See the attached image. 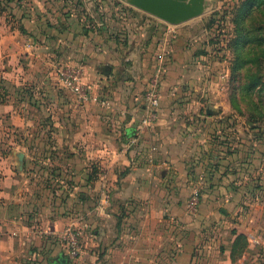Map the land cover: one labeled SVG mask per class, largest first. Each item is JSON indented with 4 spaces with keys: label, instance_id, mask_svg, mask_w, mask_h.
Here are the masks:
<instances>
[{
    "label": "crops",
    "instance_id": "0c3cea01",
    "mask_svg": "<svg viewBox=\"0 0 264 264\" xmlns=\"http://www.w3.org/2000/svg\"><path fill=\"white\" fill-rule=\"evenodd\" d=\"M139 28L138 39L100 45L84 30L77 46L52 48L0 27V264H250L248 230L233 220L238 192L225 180L233 155L217 148L221 114L201 107L192 46H157V24ZM64 66L80 68V93L64 85ZM152 78L156 117L142 124ZM49 97L51 110L41 105Z\"/></svg>",
    "mask_w": 264,
    "mask_h": 264
},
{
    "label": "rangeland",
    "instance_id": "374dc122",
    "mask_svg": "<svg viewBox=\"0 0 264 264\" xmlns=\"http://www.w3.org/2000/svg\"><path fill=\"white\" fill-rule=\"evenodd\" d=\"M12 2L19 5L10 8ZM12 2L3 4L0 0V27H13L22 43L41 38L52 48L77 46L84 30L91 32L90 43L101 45L105 37L120 43L128 38L138 39L142 31L139 26L155 23L157 28L151 30L157 46H192L191 69L195 78H200L201 93L208 95L201 107L221 114L218 122L223 128L214 133L217 148L223 145L224 151L233 155L224 167L233 173L225 179L226 185L238 192L234 202H238L241 216L234 215L233 220L248 230L249 263L264 264V0L243 16H236L241 0H211L205 13L178 24L161 21L122 0ZM238 24L249 28L250 39L240 45L246 46L242 58L247 61L234 70V29ZM29 75L36 74L30 70ZM251 81L257 84L247 87ZM35 84L32 90L38 96L39 82ZM52 102V97L43 98L41 105L51 110ZM199 179L194 180V186L198 187ZM231 224L226 230L232 231Z\"/></svg>",
    "mask_w": 264,
    "mask_h": 264
},
{
    "label": "built area",
    "instance_id": "2783aa9c",
    "mask_svg": "<svg viewBox=\"0 0 264 264\" xmlns=\"http://www.w3.org/2000/svg\"><path fill=\"white\" fill-rule=\"evenodd\" d=\"M59 75L65 86L69 87L76 93H80V68L77 66H64L59 69ZM83 95V92H81ZM158 90L156 79L152 78L144 92V103L145 112L141 118L142 124L151 123L156 117V109L158 106ZM186 207L190 213H194L197 207V190H192V193L187 197L185 201ZM65 241H66V253L69 257H74L78 250V241L71 228L65 231Z\"/></svg>",
    "mask_w": 264,
    "mask_h": 264
},
{
    "label": "water",
    "instance_id": "95a60500",
    "mask_svg": "<svg viewBox=\"0 0 264 264\" xmlns=\"http://www.w3.org/2000/svg\"><path fill=\"white\" fill-rule=\"evenodd\" d=\"M169 24H178L205 13L211 0H122ZM53 264H69L64 256L56 257Z\"/></svg>",
    "mask_w": 264,
    "mask_h": 264
},
{
    "label": "trees",
    "instance_id": "16d2710c",
    "mask_svg": "<svg viewBox=\"0 0 264 264\" xmlns=\"http://www.w3.org/2000/svg\"><path fill=\"white\" fill-rule=\"evenodd\" d=\"M4 3L3 4H7V3H11L13 0H3ZM260 0H241L240 5L237 8V12H236V16H243L245 15L246 12H248L249 10H251L253 7L257 6L258 4H260L261 2H259ZM15 5H19L17 2H12V4H10V8H12ZM4 6V5H2ZM12 14V12H10ZM21 16V15H19ZM237 24V23H236ZM241 24H238L237 27H235V35H234V51L236 53L235 58H234V70L235 68L239 67L241 65L242 62L247 61L246 58H242L243 55V48L245 49L246 46H240V45H244V43H247L248 40L250 39L249 36V28H242L240 26ZM6 81L5 79H3V77L0 76V101L3 100V95L6 94L5 90H6V85H5ZM256 81H251L247 87H254L256 85ZM29 90L27 88H21V90L17 91L19 93V98H23L24 94L27 93V100L31 101L30 97L31 94L28 92ZM242 237L241 234L237 235V238Z\"/></svg>",
    "mask_w": 264,
    "mask_h": 264
}]
</instances>
